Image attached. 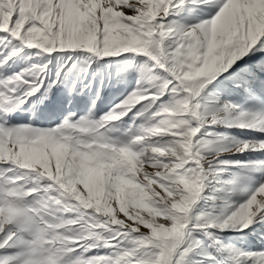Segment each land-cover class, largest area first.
<instances>
[{
    "label": "snow or ice",
    "instance_id": "1",
    "mask_svg": "<svg viewBox=\"0 0 264 264\" xmlns=\"http://www.w3.org/2000/svg\"><path fill=\"white\" fill-rule=\"evenodd\" d=\"M188 2L0 0V68L25 46L64 57L47 84V64L0 75V264H191L196 255L200 264H264V249L225 245L217 235L264 219V160L220 159L264 152V110L209 91L227 74L264 105L251 87L264 74V56H257L264 53V0H191L214 14L186 27L167 19ZM122 54L139 74L137 87L100 119L71 113L48 129L9 123L11 112L62 74L87 73ZM78 86L91 81L72 90ZM134 108L142 122L128 138L107 137ZM217 128L259 137L230 138ZM226 165L242 169L238 180L253 172L261 178L222 220L211 212L193 217L208 175Z\"/></svg>",
    "mask_w": 264,
    "mask_h": 264
},
{
    "label": "rangeland",
    "instance_id": "2",
    "mask_svg": "<svg viewBox=\"0 0 264 264\" xmlns=\"http://www.w3.org/2000/svg\"><path fill=\"white\" fill-rule=\"evenodd\" d=\"M220 0H216L219 4ZM193 9V11H189ZM213 12L207 11L203 5H194L191 0L182 8L172 9V14L168 16L169 21L176 22L179 26H189L206 20ZM72 51V50H68ZM42 50L33 49V51L23 50L0 68V75L11 76L19 73L32 65L47 64L45 75L47 83L57 80L59 65L63 62L62 56L49 58L46 54L37 53ZM257 56H264V53H257ZM248 57H245V60ZM144 57H136V61H143ZM127 57L122 54L118 60L113 58H104L94 62L91 68L85 73L81 69H73L66 76L62 74L61 82L57 83L51 90L42 89L40 93L29 100L21 108L11 112L8 121L12 125H32L42 129L52 128L58 125L65 117L75 113L73 119L88 116L92 120H98L108 113L115 105L120 104L137 87L139 74L135 68H126ZM254 64V61H251ZM95 74V76H93ZM222 75L217 81L209 85V91L218 94L221 100H227L238 103L242 109L264 110V105L254 103L253 100L244 92L243 87L237 88L233 84L232 77ZM221 78V79H220ZM259 82L252 81L251 87L259 97H264V74L260 75ZM87 84L91 81L90 88L75 91L72 90V84L78 81ZM103 80V86H101ZM99 89V98L97 90ZM138 107V106H137ZM136 109L129 112L121 121L115 123L113 127L105 132V135L111 139L124 140L127 134L134 131V125L138 126L142 121L134 119ZM218 132L230 133V138L240 140H249L259 137L258 133L249 132L245 129L217 128ZM221 160L229 161H256L264 160V152H244V153H226L220 157ZM225 170L219 174H210L205 181V186L201 197L197 200L192 209V215L211 212L213 216L221 220L229 215L235 207L244 202L249 191L256 186L261 178L260 172H253L249 177L238 180L236 173L242 171L239 167L224 166ZM240 188L243 191H233ZM224 189V191H221ZM255 228L245 235H233L237 230H225L217 232V235L225 245H234L243 249L258 251L264 249V219L259 217L255 220ZM254 222V223H255ZM253 223V224H254ZM239 227V226H237ZM215 231V230H213ZM228 233V234H226ZM199 238L207 244L208 238L203 233H197ZM103 251V249L101 250ZM202 257L196 255L191 264H200ZM205 264L207 262L205 261Z\"/></svg>",
    "mask_w": 264,
    "mask_h": 264
},
{
    "label": "trees",
    "instance_id": "3",
    "mask_svg": "<svg viewBox=\"0 0 264 264\" xmlns=\"http://www.w3.org/2000/svg\"><path fill=\"white\" fill-rule=\"evenodd\" d=\"M254 228H255V226L252 229H254Z\"/></svg>",
    "mask_w": 264,
    "mask_h": 264
}]
</instances>
